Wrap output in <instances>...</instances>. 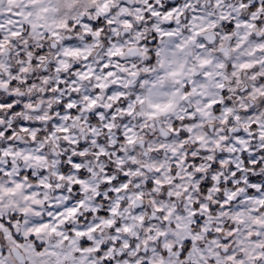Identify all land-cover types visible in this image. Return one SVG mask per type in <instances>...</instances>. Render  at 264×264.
<instances>
[{"label":"snow or ice","instance_id":"snow-or-ice-1","mask_svg":"<svg viewBox=\"0 0 264 264\" xmlns=\"http://www.w3.org/2000/svg\"><path fill=\"white\" fill-rule=\"evenodd\" d=\"M0 264H264V0H0Z\"/></svg>","mask_w":264,"mask_h":264}]
</instances>
